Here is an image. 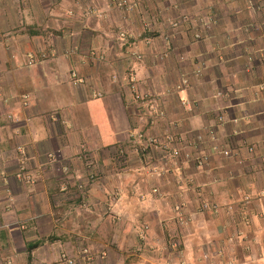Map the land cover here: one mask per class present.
<instances>
[{
  "label": "crops",
  "instance_id": "0c3cea01",
  "mask_svg": "<svg viewBox=\"0 0 264 264\" xmlns=\"http://www.w3.org/2000/svg\"><path fill=\"white\" fill-rule=\"evenodd\" d=\"M86 9L94 14L87 17ZM187 18L198 25L188 30ZM122 29L130 34L125 40ZM196 33L203 41L194 50H238V70H257L255 81L244 71L246 81L259 85L254 100H210L188 111L182 103L190 90L172 86L180 68L195 62L181 66L185 55L171 44L178 37L187 50ZM67 50L80 51L68 57ZM38 51L46 57L31 65L27 56ZM208 73L207 88L215 84ZM132 76L139 91L161 98L168 110H184L187 121L163 132L185 133L186 122L201 134L215 128L231 158L214 154L209 166L197 168L182 155L159 168L168 173L151 176L131 143L146 118L125 83ZM202 81L192 89L200 91ZM93 104L106 108L114 139L105 141L77 111ZM117 148L126 159L122 167ZM202 150L208 153L209 145ZM87 155L98 171L88 167ZM153 188L170 197V210ZM203 200L218 207L216 215L199 212ZM183 202L181 226L173 206ZM82 246L95 254L90 264H101L104 249V264H118L124 251L129 259L151 250L187 264H218L219 255L264 264V0H144L128 14L109 0L0 1V264H64L60 257L76 259Z\"/></svg>",
  "mask_w": 264,
  "mask_h": 264
},
{
  "label": "rangeland",
  "instance_id": "374dc122",
  "mask_svg": "<svg viewBox=\"0 0 264 264\" xmlns=\"http://www.w3.org/2000/svg\"><path fill=\"white\" fill-rule=\"evenodd\" d=\"M135 1H132V2H135ZM234 10H235V8H234ZM235 12L237 13V11H235ZM146 16L150 17V16H153V14H152V12L146 13ZM183 23L189 24V22H183ZM119 32H118L119 38H121V34L127 33V30L122 29V30H119ZM139 35H141V34H139ZM199 36L201 37L200 34H199ZM175 39H176V41L174 40L173 43L171 44L172 50L173 49L179 50V53L181 55H185V60H183L184 63L181 62V66H183L184 64H186L187 62H189L191 60H192V63H193V61L195 62L193 64V66L190 63L188 66L186 64L184 66V68H180L181 70H179L178 73H181V75L183 74L181 76V78L185 77L188 74L194 75L193 74L194 71L199 69L198 65L196 64L198 62L199 67L201 66L202 68H204L203 66H206L208 68V69L204 68V72L207 73L208 70H210L212 81L215 82V84L210 82V85L207 88L208 83L205 81L206 80L205 77H200V78H194L193 77L194 79H192V77H191L189 79L190 87L188 90H190L189 91L190 97L187 96V99H188L187 101L192 102V103L195 101V106H194L195 108H193V109L191 108L192 112L193 111H198V112L201 111L206 106V105H202V103L203 104L204 103L205 104L210 103V100H212V102L215 104H217L218 101H221V102L226 101V102L230 103V105H233V102L236 101V99L239 96H243L244 100H246L248 102L255 99L254 96H256L255 93L258 90L257 86H259V85L256 82L253 83V82H249V81L245 80L246 77H245L244 71L249 70L248 66L245 69H242L241 71L238 70L239 68H241L240 66H237V63L240 62L239 60L237 61V57H239V56H237L238 50H194L197 42L203 41V40H200L197 38L195 39V37L191 39V44H190L191 48L186 50L187 45L184 44L183 46L182 45L180 46L179 44H177L178 37ZM67 51L70 53H71V51L75 53V52L80 51V50H67ZM240 52L242 53L243 51H240ZM182 53H184V54H182ZM247 55H249V54H247ZM242 56L244 57V55H242ZM141 57H142V55H141ZM253 58H255V56ZM256 59H255V61H253V60L251 61L252 65L256 64V62L258 61ZM207 61H208V63H207ZM185 67H186V69H185ZM187 67L192 68V69H188L189 70L188 71ZM248 72H249L248 76L250 78L249 80H251V79L254 80V78L256 77L255 75H256L257 70H254V71L249 70ZM128 73H130V71ZM157 73L158 72H156L154 74V77L156 76ZM198 80H203L202 83L204 84V86H206V89H205L203 84H202L204 91H203V88L200 91H198L199 86L197 87V91H196V89H192L194 82H196ZM257 80H259V79H257ZM179 82H180V79L178 81L177 80L174 81L175 84L172 86L173 90ZM58 94L62 95V96L64 95L63 92H59V91H58ZM209 94H211V95H209ZM256 98H258V96ZM184 100H186V99H184ZM148 104L149 103L147 102V104H145V107H147ZM152 104L156 105L155 103H152ZM103 107H104L103 105H99V104L94 105L93 104L89 107H84L81 109L77 108V111L78 112L82 111L80 113L81 117L85 118L86 121L89 122L92 126L97 127L99 129V132L102 134L104 140L109 141V140L114 139V135H113L112 130L109 126L108 113L105 111L106 108L105 107L103 108ZM158 107L160 108V110L162 109L164 111L165 119L164 120L158 119L156 128H155V126H153V127L147 126V129H146L145 128L146 126H144L147 133L150 132V133H153L155 135L158 134L160 136L161 134L163 135L164 133L168 132L169 128L173 127V123H178L181 120L187 121V118L186 119L183 118V117H186V115H185V112L182 108L180 110L178 108V109H175V111H170V110H168V106H167L166 102H164L163 100H162V102H160L156 105V108H158ZM183 108L185 109L186 113H188L187 109L185 107H183ZM85 113H86V117H85ZM193 113L195 114V112H193ZM190 114H191V112H190ZM151 115H152L151 111H148V115H146V118H149L148 116H151ZM175 118L178 119L177 122L173 121V119L175 120ZM162 121H166L167 124L164 125L162 123ZM142 122H145L144 116H143ZM182 127L187 129V131L185 133H187V134L192 133V135H190V136H193L194 134H196L198 132L197 130L192 129L190 127V125L188 124V122H186V124H182ZM139 129H141V128H139ZM165 129H167L168 131L163 132ZM151 176H155V174H152ZM158 199H162L164 201L163 203H165L164 204L165 207L168 210H170V208L172 207L171 204L173 203V202L171 203L172 200L170 199V197H167L166 194L162 193V195L160 197H158ZM181 205H183L185 210L187 209L184 202ZM173 208H174L173 211H174L175 216H176L175 218H178V215H177L178 213H177V211H175V206H173ZM177 223H178V225L183 226L182 224H184L185 222H183V221L180 222L177 219ZM98 241H100V240H98ZM102 241L105 243L104 238H101V242ZM98 248H101V247L99 246ZM119 248H123V247L121 246ZM103 251H105V256L101 258L102 259L101 264H104V261H106V259L108 258V255H109L105 249ZM117 252H118V248H117ZM117 252H116V254H117ZM136 252L132 253L135 255V258L130 257L129 259H127V257H126V259H125L123 256L121 257V255L125 256V254H124L125 251H124L123 254L121 253V255L118 256V259L120 260V261L117 260L118 264L120 262H122V264H136V263L155 264L156 261H164L165 259H167V256L162 257L160 254H158V256H156L155 253L153 255L152 250H151V252H148L146 255L144 254L146 257L137 258V256H140V255L136 254ZM95 253H98V252H95ZM130 253H131V249L126 250V254H130ZM149 253H151V254H149ZM115 257H116V255L112 254V257L110 258V260H112ZM168 259H169V261H174L175 259H177V257H172V258H168ZM177 261H180V260L177 259Z\"/></svg>",
  "mask_w": 264,
  "mask_h": 264
},
{
  "label": "built area",
  "instance_id": "2783aa9c",
  "mask_svg": "<svg viewBox=\"0 0 264 264\" xmlns=\"http://www.w3.org/2000/svg\"><path fill=\"white\" fill-rule=\"evenodd\" d=\"M2 1V0H0ZM142 0H136L135 2H132L130 0H109V4L116 9L117 11L121 12L122 14H128L132 13L134 9L137 7L138 4H141ZM84 13L87 16H91L94 14V12L91 9H86ZM72 14V13H70ZM174 26H177V24H173ZM147 28H144V31H146ZM130 36V34L127 33H122L121 38L122 40L127 39ZM141 36V35H140ZM195 37L198 39L199 34H196ZM74 52L71 51L68 52L66 55H72ZM44 57V56H42ZM138 59L141 57L137 56ZM28 61L30 64L36 63L38 59H36L34 56L30 55L28 58ZM195 77L198 78L200 77V70H197L194 73ZM128 79V78H127ZM126 85L128 86V92L129 95L132 97V102L134 104H147L146 108V115H148V111H151L152 115L148 116L149 118H145L144 126H157L158 119H165V113L164 111L158 107L156 108V105L162 102L161 98L153 96V94L149 93L148 91H139L137 87V80L135 77L129 78L126 82ZM190 87L188 77H182L180 78V82L175 86V91H184L188 90ZM155 103L156 105L152 104ZM183 105L186 106L188 110L191 109V104L190 102L183 103ZM148 110V111H147ZM224 120V117L221 116L219 118V121L222 122ZM175 125H179V123H175ZM145 127V128H146ZM174 127V126H173ZM145 128H141V130L136 131L132 138L134 144L137 145L136 149L138 154L144 158V160L149 164L152 159L154 158V155L157 154L159 155L156 159V163L159 164V162L163 164L168 163L169 160H176L179 159L182 155H184L185 160L193 162V164L197 168H203L209 165L210 160L212 155L214 154H219L223 159L227 160L231 158V152L229 149L225 148L220 144L217 132L215 128H208L205 130V133H197L194 136H187L185 133L177 134L174 132H166L163 135L161 134L160 136L158 134H153L150 132H146ZM204 144L209 145V153H206L202 151V146ZM245 146H248L247 144H244ZM182 148H186V151L184 154H182ZM188 148V149H187ZM249 148V146H248ZM85 152V150H84ZM200 152V153H199ZM115 159L116 163L120 166L125 163V157L124 153L122 150L116 151L115 152ZM113 156V155H112ZM85 161L90 168H95L93 165L94 163L92 162L91 158L87 155L84 156ZM150 159V161H149ZM153 165V164H152ZM153 166L152 172L155 175L160 176L161 171L158 170ZM21 171H26L25 167ZM26 181L28 183L31 182V177L26 176ZM66 187L63 188L65 190ZM152 193L157 196H161V192L157 189L154 188L152 190ZM217 207L213 204H208L205 201L200 202L199 204V212H205V213H211L216 212ZM175 211H177L178 215V220L181 222L186 221V216H187V209L183 207L181 204H177L175 206ZM147 228V227H146ZM175 246V245H174ZM80 253V259L77 261L68 259L66 256H61L60 260L64 264H84V261L87 260L88 258L90 259V250L86 247L82 248L79 250ZM141 264V263H137ZM159 264V263H158ZM161 264H172L170 262H164Z\"/></svg>",
  "mask_w": 264,
  "mask_h": 264
},
{
  "label": "clouds",
  "instance_id": "9594fccd",
  "mask_svg": "<svg viewBox=\"0 0 264 264\" xmlns=\"http://www.w3.org/2000/svg\"><path fill=\"white\" fill-rule=\"evenodd\" d=\"M131 1V0H130ZM144 0H142L141 1V3L143 2ZM138 6V5H137ZM112 7V6H111ZM70 13H73V12H70ZM69 13V15L71 16L72 14H70ZM87 16V15H86ZM88 17V16H87ZM187 21H188V18H187ZM186 21V22H187ZM182 22H185L184 20H182ZM174 24H179L178 22H175ZM196 34H198V33H196ZM195 34V35H196ZM200 37V36H199ZM196 38V37H195ZM42 56H44V55H42ZM45 58V56L44 57H41V59H44ZM141 59V58H140ZM39 61V60H38ZM29 62V61H28ZM77 76V75H76ZM185 91V90H184ZM179 92H181V91H179ZM183 104V103H182ZM194 106H195V104H194ZM192 107V106H191ZM189 111H191V109L189 110ZM221 116H223L222 114L219 116V118L221 117ZM219 118H218V120H219ZM180 123H182L181 121H180ZM139 130V129H138ZM137 130V131H138ZM206 130V129H205ZM136 132V131H135ZM135 132H133V134L135 133ZM133 134H132V136H133ZM132 136H131V139H132V141H131V143H134L133 142V138H132ZM220 144H222V143H220ZM136 145V144H135ZM205 145V144H204ZM208 145V144H207ZM119 150H122L123 151V149H120V148H117V151H119ZM210 150V149H209ZM209 153V152H208ZM140 158H141V160H142V162L143 161H145L144 160V158L143 157H141L140 156ZM212 158V157H211ZM153 161H151L149 164H147V162H146V165H144V167H146V168H149V173H150V175H152L153 174V172L151 171L153 168V166L155 167V164H156V168H158V170H160L161 171V174H160V176H162V175H164V174H166V173H168V170H163V169H159V168H162L163 167V165L161 164H158V163H156V161L154 160V158L152 159ZM228 160V159H227ZM149 161H150V159H149ZM173 161H176V160H173ZM211 161L212 160H210V163H209V165L211 164ZM125 162H126V159H125ZM153 164V165H152ZM208 165V166H209ZM120 167H122V166H120ZM207 167V166H206ZM94 169H98L99 170V167H97V166H95V168ZM160 176H158V175H155V176H153V177H160ZM154 189V188H153ZM152 189V190H153ZM158 189V188H157ZM159 190V189H158ZM153 194V193H152ZM161 195H162V193H161ZM155 196H157V195H155ZM158 197V196H157ZM203 201H205V200H203ZM202 202V201H201ZM205 202H207V201H205ZM208 203V202H207ZM209 204V203H208ZM212 204V203H211ZM214 205V204H213ZM216 206V205H215ZM217 207V206H216ZM217 211H218V207H217V210H216V212H212V214L211 213H207V214H210V215H216V213H217ZM205 213V212H204ZM176 219H178V218H176ZM186 222V221H185ZM146 229V228H145ZM172 246V251H175V252H177V247H176V245L174 244V242L171 244ZM175 245V246H174ZM85 246H82V247H80L79 248V250L80 249H82V248H84ZM86 248H88V247H86ZM89 250H90V252H91V254L90 255H95L94 254V252L90 249V248H88ZM145 252V251H144ZM66 256V255H65ZM67 257V256H66ZM91 257V256H90ZM68 258V257H67ZM138 258V257H137ZM221 258L223 259V256L221 257V255H219L218 256V259L217 260H219L220 262L218 263V264H237V262L234 260V259H229V260H225V261H223V260H221ZM68 259H71V258H68ZM76 259H80V253H79V255H78V258H76ZM76 259H72V260H75L76 261ZM171 260V259H170ZM164 262H170V263H172V264H187V263H185V262H182V261H179L178 263H173L174 261H168V260H165V261H156V263L155 264H161V263H164ZM91 262L89 261V258L87 259V260H85L84 261V264H90ZM137 264V263H136Z\"/></svg>",
  "mask_w": 264,
  "mask_h": 264
},
{
  "label": "trees",
  "instance_id": "16d2710c",
  "mask_svg": "<svg viewBox=\"0 0 264 264\" xmlns=\"http://www.w3.org/2000/svg\"><path fill=\"white\" fill-rule=\"evenodd\" d=\"M187 22H189V24L187 23V29L188 30H192L194 27H196L198 24H194V23H191L189 20L187 21ZM198 23L200 22V20H198L197 21ZM198 28V27H197ZM197 30V29H196ZM199 34V33H198ZM146 35V34H145ZM201 35V34H200ZM147 36V35H146ZM153 37V36H152ZM172 39L174 38V37H171ZM196 39V38H195ZM194 39V40H195ZM198 39H200V40H202L203 38L202 37H199ZM167 40H169V39H167ZM27 55V54H26ZM30 55H32V56H34L36 59H38V60H40L41 61V57H42V55H43V51H38V52H32L31 54H28V56H27V61H28V58H29V56ZM67 56V55H66ZM45 57H46V55H45ZM68 57H70V55L68 56ZM37 63H39V61H37L36 63H33V64H31V65H34V64H37ZM197 65H198V68L199 69H197V70H200V77H205L206 75H208L209 73L207 72H205L204 73V71H203V68L200 66L199 67V64H198V62L196 63ZM197 70H195L194 71V73L197 71ZM193 73V74H194ZM76 75V74H75ZM209 76V75H208ZM186 77H188V80L192 77V79H194V78H196L195 77V75H190V74H188V75H186ZM194 77V78H193ZM200 77H198V78H200ZM26 101H28V98L27 97H25L24 98ZM219 124H221L219 121H217ZM207 150V149H206ZM206 150H202V151H206ZM200 153V152H199ZM196 167V166H195ZM96 171H98V169L96 170ZM38 243H36V244H30V245H28L27 246V249H28V251L29 252H31V251H33L34 249H36L37 247H38ZM31 264V263H30Z\"/></svg>",
  "mask_w": 264,
  "mask_h": 264
}]
</instances>
